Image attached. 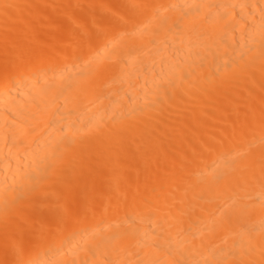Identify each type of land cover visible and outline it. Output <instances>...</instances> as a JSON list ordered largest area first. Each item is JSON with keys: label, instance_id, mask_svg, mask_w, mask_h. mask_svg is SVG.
<instances>
[{"label": "bare ground", "instance_id": "bare-ground-1", "mask_svg": "<svg viewBox=\"0 0 264 264\" xmlns=\"http://www.w3.org/2000/svg\"><path fill=\"white\" fill-rule=\"evenodd\" d=\"M0 264H264V0H0Z\"/></svg>", "mask_w": 264, "mask_h": 264}]
</instances>
